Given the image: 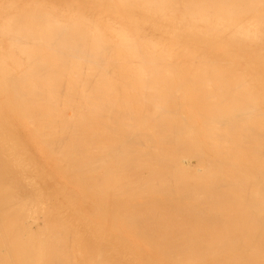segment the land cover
Listing matches in <instances>:
<instances>
[{
	"label": "bare ground",
	"instance_id": "bare-ground-1",
	"mask_svg": "<svg viewBox=\"0 0 264 264\" xmlns=\"http://www.w3.org/2000/svg\"><path fill=\"white\" fill-rule=\"evenodd\" d=\"M0 264H264V0H0Z\"/></svg>",
	"mask_w": 264,
	"mask_h": 264
}]
</instances>
